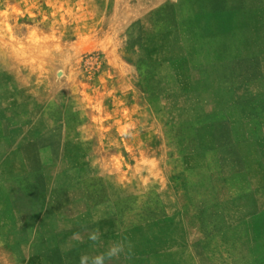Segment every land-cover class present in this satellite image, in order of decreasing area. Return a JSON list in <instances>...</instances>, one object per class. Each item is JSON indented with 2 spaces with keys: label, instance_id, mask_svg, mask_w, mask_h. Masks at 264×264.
Wrapping results in <instances>:
<instances>
[{
  "label": "crops",
  "instance_id": "obj_1",
  "mask_svg": "<svg viewBox=\"0 0 264 264\" xmlns=\"http://www.w3.org/2000/svg\"><path fill=\"white\" fill-rule=\"evenodd\" d=\"M129 2L138 3L132 11L140 19L146 94L145 104L125 103L123 110L147 111L154 127L147 125L145 135L133 136L132 116L119 130L115 120L104 128L94 113L99 106L84 104L77 91L71 105L52 101L45 91L37 95L34 84L20 82L19 56L0 46V264H79L82 254L108 247L117 233L130 237L133 223L162 216L157 201L149 213L146 199L133 202L131 190L133 184L162 186L166 145H182L191 159L205 160L186 184L168 170L166 186L177 200L184 186L189 193L212 187L223 201V186H236L232 178L239 175L258 174L264 184L258 129L264 117V0ZM25 75L34 78L35 72ZM61 95L68 97L67 90ZM105 109L114 111L115 104ZM134 139L139 145L133 148ZM128 156L134 164L126 163ZM260 200L264 204L262 192ZM233 222L207 220L215 228ZM94 229L100 234L95 245L88 239ZM145 230L147 225L134 229ZM216 241L222 250L264 247L253 236Z\"/></svg>",
  "mask_w": 264,
  "mask_h": 264
},
{
  "label": "rangeland",
  "instance_id": "obj_2",
  "mask_svg": "<svg viewBox=\"0 0 264 264\" xmlns=\"http://www.w3.org/2000/svg\"><path fill=\"white\" fill-rule=\"evenodd\" d=\"M137 8L138 3L129 0H0V46L12 48L21 57L16 68L20 82L34 84L37 95L45 91L51 93L52 101L71 105L76 102L77 91L84 104L99 106L94 113L104 128L115 120L119 130L125 120L129 125L132 116L133 136L145 135L147 125L154 127L149 125L147 111L123 110L125 103L145 104L146 91L140 80V19L133 16L138 12L132 11ZM27 72H35V77L27 79ZM65 89L68 97L61 95ZM110 103L115 104L114 111L105 109ZM260 120L258 129L264 135V117ZM136 145L139 139H134L133 148ZM192 154L182 145L179 150L166 145L162 186L144 188L133 184L131 190L133 202L141 195L146 199L149 213L157 201L164 209L162 216L153 213L146 221L133 223L130 237L127 232L117 233L108 247L98 248L90 256L105 252L115 242H124L125 253L111 264H264V247L258 251L222 250L216 241L232 234L259 237L264 242V204H260L264 184L256 177L258 174L232 178L236 186H223V201L217 200L214 188L209 186L212 192L206 193H189L180 186L183 191H179L177 200L172 186H166L172 178L168 170L178 172L179 183L186 184L193 168L201 170L205 161L191 159ZM126 163L134 161L129 157ZM260 166H264V158H260ZM260 170L264 172V167ZM212 216L234 222L215 228L207 223ZM140 225L150 230L134 231ZM129 244L131 256L127 254Z\"/></svg>",
  "mask_w": 264,
  "mask_h": 264
},
{
  "label": "clouds",
  "instance_id": "obj_3",
  "mask_svg": "<svg viewBox=\"0 0 264 264\" xmlns=\"http://www.w3.org/2000/svg\"><path fill=\"white\" fill-rule=\"evenodd\" d=\"M88 239L95 245L100 239L99 229H94L88 236ZM128 251H131V245L128 246ZM125 253V243L115 242L105 252L89 256L82 254L79 259V264H111L114 258H118Z\"/></svg>",
  "mask_w": 264,
  "mask_h": 264
},
{
  "label": "bare ground",
  "instance_id": "obj_4",
  "mask_svg": "<svg viewBox=\"0 0 264 264\" xmlns=\"http://www.w3.org/2000/svg\"><path fill=\"white\" fill-rule=\"evenodd\" d=\"M19 58H21V57H19ZM20 61V60H19ZM22 61V60H21Z\"/></svg>",
  "mask_w": 264,
  "mask_h": 264
}]
</instances>
